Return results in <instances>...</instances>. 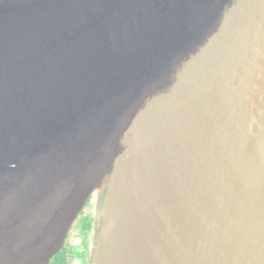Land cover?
Masks as SVG:
<instances>
[{"label":"water","instance_id":"obj_1","mask_svg":"<svg viewBox=\"0 0 264 264\" xmlns=\"http://www.w3.org/2000/svg\"><path fill=\"white\" fill-rule=\"evenodd\" d=\"M96 188L91 264H264V0H0V264Z\"/></svg>","mask_w":264,"mask_h":264},{"label":"flooded vegetation","instance_id":"obj_2","mask_svg":"<svg viewBox=\"0 0 264 264\" xmlns=\"http://www.w3.org/2000/svg\"><path fill=\"white\" fill-rule=\"evenodd\" d=\"M81 216V217H80ZM80 218L67 234L61 249L44 264H91V251L95 236L89 237L93 218L82 208Z\"/></svg>","mask_w":264,"mask_h":264},{"label":"rangeland","instance_id":"obj_3","mask_svg":"<svg viewBox=\"0 0 264 264\" xmlns=\"http://www.w3.org/2000/svg\"><path fill=\"white\" fill-rule=\"evenodd\" d=\"M102 188H96L91 195L88 197V199L86 200V202L83 205V209L85 212H89V214H91V217L93 218V213H97V214H101L102 211ZM101 205V206H100ZM100 206V207H99ZM81 217V216H80ZM80 218L77 217V219L75 220L74 224L77 223V220H79ZM73 224V226H74ZM73 228V227H72ZM94 235V229L92 227L91 233L89 234V237H92ZM93 238V237H92ZM94 241V239H93Z\"/></svg>","mask_w":264,"mask_h":264}]
</instances>
